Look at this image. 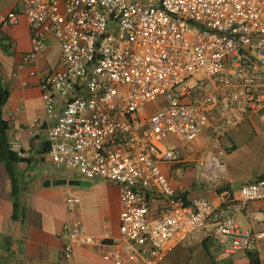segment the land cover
Masks as SVG:
<instances>
[{"label":"built area","instance_id":"1","mask_svg":"<svg viewBox=\"0 0 264 264\" xmlns=\"http://www.w3.org/2000/svg\"><path fill=\"white\" fill-rule=\"evenodd\" d=\"M21 2L31 49L19 68L46 52L50 37L61 48L60 67L40 79L54 167L120 186L119 235L108 242L85 233L75 216L80 199L67 196L66 262L77 247L94 246L113 264H157L208 223L228 255L264 248V231L239 221L248 203L264 202V178L216 200L189 198L160 166L177 164L179 175L184 163V149L163 140L189 145L208 132L210 149L197 163L205 179H221L222 138L254 114L264 123V0ZM18 21L15 11L0 14V26ZM156 101L158 110L140 113Z\"/></svg>","mask_w":264,"mask_h":264},{"label":"crops","instance_id":"2","mask_svg":"<svg viewBox=\"0 0 264 264\" xmlns=\"http://www.w3.org/2000/svg\"><path fill=\"white\" fill-rule=\"evenodd\" d=\"M11 11L18 13V23L0 26V74L4 86L9 89L3 117L9 124L10 142L12 146L18 145L15 150L22 161L16 166L20 186L16 214L11 194L12 182L5 164L0 163V264H113L105 261L101 251L94 246L77 247L71 263L66 262L62 256L66 243L63 226L72 220L65 206L67 196L73 194L80 199L75 216L82 220L85 233L108 242L119 235L120 186L111 180H89L77 171L54 167L48 153V122L40 79L60 67L61 48L58 41L50 37L47 51L38 55L24 69L19 68L23 54L31 49L30 30L21 0H0V14ZM20 25L22 26L16 27ZM30 71H35V75L31 76ZM258 118L257 114L252 115L238 128L226 134L221 140L222 145L225 139L232 141L234 132L243 125L255 131L260 130L263 124ZM169 138L172 139L173 146L167 147L163 143L160 146H179L184 149V163L179 165L181 173L175 175L177 164L162 163L160 166L172 186L178 193H183L184 197L202 196L216 200L224 189L236 188L264 175V169L236 175L223 167L222 178L209 181L205 179L208 177L204 175L206 169L197 163L210 149L208 132H204L189 145L180 143L172 136ZM237 149L233 145V150ZM219 173L220 171L215 172ZM54 181L66 183L55 185ZM160 202L159 199L153 202V217L158 215ZM239 221L244 227L264 231V202L248 203L247 210L240 215ZM212 229V224L208 223L194 242L180 245L157 264H199L200 260L197 259L205 254L210 257L212 264L219 261L226 264H237L239 261L250 264L244 252L232 255L224 253L214 239ZM254 252L259 255L261 264H264L263 246Z\"/></svg>","mask_w":264,"mask_h":264},{"label":"rangeland","instance_id":"3","mask_svg":"<svg viewBox=\"0 0 264 264\" xmlns=\"http://www.w3.org/2000/svg\"><path fill=\"white\" fill-rule=\"evenodd\" d=\"M21 26L16 27L19 28ZM193 82H195V79L188 81L187 85H191ZM161 105V101L152 102L141 108L140 113L142 115L150 114L158 110ZM259 121L263 124L260 130L255 131L253 128L243 125L234 132L232 141L223 140V147L226 150L228 149L223 160L225 162L224 167L228 171L238 175L248 171L257 172L260 169H264V123L261 120ZM162 143L167 147H171L174 144L169 137L163 140ZM233 145L238 147L237 151L233 150ZM229 153L233 154L228 157ZM197 260H200L199 264H212L210 257L206 254ZM217 264L226 263L219 261ZM237 264H243V262L239 261Z\"/></svg>","mask_w":264,"mask_h":264},{"label":"trees","instance_id":"4","mask_svg":"<svg viewBox=\"0 0 264 264\" xmlns=\"http://www.w3.org/2000/svg\"><path fill=\"white\" fill-rule=\"evenodd\" d=\"M9 98V89L4 86L3 79L0 74V163L5 164L9 177L12 182V199L15 214L19 208L20 186L17 174V163L22 161L19 153L13 148L9 136V124L3 117V108ZM260 178H264L262 175ZM250 264H261L259 256L254 251L247 252Z\"/></svg>","mask_w":264,"mask_h":264},{"label":"water","instance_id":"5","mask_svg":"<svg viewBox=\"0 0 264 264\" xmlns=\"http://www.w3.org/2000/svg\"><path fill=\"white\" fill-rule=\"evenodd\" d=\"M65 183H66V181H54V182H53V184H55V185H56V184H65Z\"/></svg>","mask_w":264,"mask_h":264}]
</instances>
